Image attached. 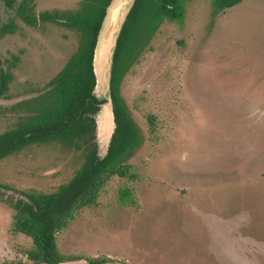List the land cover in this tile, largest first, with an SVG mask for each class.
Instances as JSON below:
<instances>
[{
    "label": "rangeland",
    "instance_id": "obj_1",
    "mask_svg": "<svg viewBox=\"0 0 264 264\" xmlns=\"http://www.w3.org/2000/svg\"><path fill=\"white\" fill-rule=\"evenodd\" d=\"M19 1L0 0V28L16 24L13 33L0 29V69L15 63L0 95V133L79 44L62 25H27ZM34 2L40 13L75 10L81 0ZM185 8L184 24L163 22L124 77L142 142L127 175L107 176L59 229V264H264V0L219 12L211 0H185ZM80 164L58 143L0 160V264H39L28 257L32 239L13 230L8 198L53 192ZM124 189L134 203L118 202Z\"/></svg>",
    "mask_w": 264,
    "mask_h": 264
},
{
    "label": "trees",
    "instance_id": "obj_2",
    "mask_svg": "<svg viewBox=\"0 0 264 264\" xmlns=\"http://www.w3.org/2000/svg\"><path fill=\"white\" fill-rule=\"evenodd\" d=\"M216 11L231 8L241 0H211ZM13 8L16 0H4ZM111 0H81L75 10L35 11L34 0H20L16 14L27 25L54 23L78 33L79 44L63 68L38 96L19 103L27 112L16 125L0 133V160L30 145L58 143L78 152L81 164L73 176L55 191L40 193L21 191L10 199L14 211L13 230L32 239L28 257L39 264H59L64 257L56 235L64 222L81 205L87 203L110 174L127 175L125 162L142 142V134L122 96L125 75L150 44L165 21L183 25L185 0H136L117 40L111 73V96L116 121L108 153L98 155L95 114L101 101L93 94L96 78L94 51L107 7ZM1 33H13L16 24L8 22ZM14 61L0 69V95L13 79ZM1 113V107H0ZM134 203L132 191L124 189L118 201ZM15 264V263H11ZM18 264V263H17Z\"/></svg>",
    "mask_w": 264,
    "mask_h": 264
},
{
    "label": "water",
    "instance_id": "obj_3",
    "mask_svg": "<svg viewBox=\"0 0 264 264\" xmlns=\"http://www.w3.org/2000/svg\"><path fill=\"white\" fill-rule=\"evenodd\" d=\"M135 1L136 0H111L110 4L107 7L106 15L99 31L94 51L93 69L96 83L93 94L101 101L99 110L94 116L96 121L95 136L98 155L101 158L107 155L110 142L116 128L113 100L110 88L114 52L123 25L130 11L132 10ZM104 41H107V48L105 50V58L103 59L102 56L104 47H101V45ZM98 54H100L101 56V68L99 70V73H101L103 80L101 85L99 83V75L96 68V59ZM105 109H107V111L109 112L110 128L104 133V131H102L100 127V119ZM101 150L103 151V154L100 153Z\"/></svg>",
    "mask_w": 264,
    "mask_h": 264
},
{
    "label": "bare ground",
    "instance_id": "obj_4",
    "mask_svg": "<svg viewBox=\"0 0 264 264\" xmlns=\"http://www.w3.org/2000/svg\"><path fill=\"white\" fill-rule=\"evenodd\" d=\"M107 41L102 42L101 47L103 48V56L102 58L104 59V55H105V50L107 48ZM106 45V46H105ZM102 51V50H101ZM96 68H97V72L99 75V83L100 85L102 84L103 80H102V75L101 73H99V70L101 68V56L100 54H98L97 59H96ZM103 122H101L102 125V131H104V133L106 132V130H108L110 128V116H109V112L107 111V109L104 110L103 115L101 116Z\"/></svg>",
    "mask_w": 264,
    "mask_h": 264
}]
</instances>
